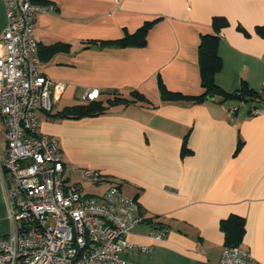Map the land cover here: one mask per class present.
<instances>
[{"label": "crops", "instance_id": "1", "mask_svg": "<svg viewBox=\"0 0 264 264\" xmlns=\"http://www.w3.org/2000/svg\"><path fill=\"white\" fill-rule=\"evenodd\" d=\"M34 1L54 7L34 17L39 70L65 85L55 111H36L38 132L57 142L65 173L97 172L103 192L114 185L136 199L142 221L125 236L133 247L120 258L218 264L225 247L220 222L236 215L245 228L239 246L264 264V115L248 112L261 106L256 98L264 100V0ZM214 17L226 22L218 32L215 85L234 94L244 83L257 97L244 107L221 97L166 100L161 86L183 96L203 92L198 45ZM146 23L143 46L113 43ZM5 25L0 0V34ZM87 89L98 90L96 101L103 103L131 101V92L142 98L113 104L97 117L53 116L87 103ZM5 148L0 118V154ZM158 227L166 236L157 241L150 233ZM8 231L0 185V237Z\"/></svg>", "mask_w": 264, "mask_h": 264}, {"label": "built area", "instance_id": "2", "mask_svg": "<svg viewBox=\"0 0 264 264\" xmlns=\"http://www.w3.org/2000/svg\"><path fill=\"white\" fill-rule=\"evenodd\" d=\"M1 2L6 25L0 34V118L6 148L0 185L9 231L0 237V264H131L120 253L133 247L125 236L142 221L138 203L114 185L100 195L83 194L81 183L99 185V173L85 169L80 184L69 183L57 142L38 132L36 111L49 114L65 89L40 72L34 56L35 14L54 7L33 0ZM98 97V90L87 89L83 99ZM239 102L244 107L249 101ZM254 102L261 106L250 105L249 114L264 115V100ZM236 111L230 108L228 115ZM165 236L163 229L150 233L157 241ZM218 264L260 263L240 246H225Z\"/></svg>", "mask_w": 264, "mask_h": 264}, {"label": "trees", "instance_id": "3", "mask_svg": "<svg viewBox=\"0 0 264 264\" xmlns=\"http://www.w3.org/2000/svg\"><path fill=\"white\" fill-rule=\"evenodd\" d=\"M225 24V19L221 17H214L212 21V32L200 36L198 45V65L200 83L203 92L197 96H183L178 93L166 91L161 86V94L163 98L170 101L184 100L192 103H201L204 100L212 99L214 97H221L223 101L230 99L252 101L255 99L254 97H257V94L249 91L244 83H241L240 89L234 94H227L223 92L214 83V76L221 69V60L217 54V43L219 39L218 32ZM149 26L150 23H146L134 34L127 35L119 40L113 41V43L118 46H143L145 44V36ZM130 95L133 97V100L131 101L121 97H116L113 100H107L105 103L102 101H92L68 107L53 116L68 119L97 117L104 114L107 108L113 104H126L128 102H134L135 98H142V96L137 92H131ZM134 200L136 201L135 198ZM157 229L161 228L158 227ZM220 229L224 234L225 246H239L245 231L244 220L239 216L231 215L227 219L220 222Z\"/></svg>", "mask_w": 264, "mask_h": 264}, {"label": "rangeland", "instance_id": "4", "mask_svg": "<svg viewBox=\"0 0 264 264\" xmlns=\"http://www.w3.org/2000/svg\"><path fill=\"white\" fill-rule=\"evenodd\" d=\"M52 111H55V107H52ZM66 175H68V178H70V182L73 181H80L82 178V175L80 172H76V171H71V169L66 170ZM67 179V177H66ZM83 187V192L84 194H89V195H99L103 192L104 190V186L103 185H95L91 182H85L82 184Z\"/></svg>", "mask_w": 264, "mask_h": 264}]
</instances>
